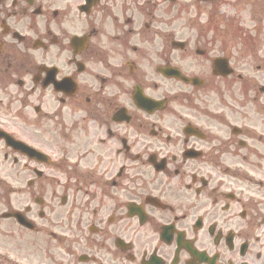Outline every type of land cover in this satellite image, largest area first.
<instances>
[{"label": "flooded vegetation", "instance_id": "flooded-vegetation-1", "mask_svg": "<svg viewBox=\"0 0 264 264\" xmlns=\"http://www.w3.org/2000/svg\"><path fill=\"white\" fill-rule=\"evenodd\" d=\"M0 264H264V0H0Z\"/></svg>", "mask_w": 264, "mask_h": 264}]
</instances>
